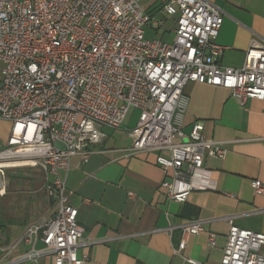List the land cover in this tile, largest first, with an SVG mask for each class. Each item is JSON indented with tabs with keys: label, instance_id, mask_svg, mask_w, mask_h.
Here are the masks:
<instances>
[{
	"label": "built area",
	"instance_id": "built-area-1",
	"mask_svg": "<svg viewBox=\"0 0 264 264\" xmlns=\"http://www.w3.org/2000/svg\"><path fill=\"white\" fill-rule=\"evenodd\" d=\"M143 0H0V119L12 124L0 152V197L5 170L39 167L56 212L26 227L0 247V264H21L49 254L53 264H87L78 257L83 229L77 223L60 172L70 160L88 161L102 128L118 130L130 110L139 113L128 131L130 155L155 152L169 180L160 187L168 199L185 203L210 189L206 157L224 159L221 143L206 139L201 123L183 132L192 82L228 90L240 106L264 100V47L253 40L239 69L218 63L224 49L216 39L221 11L207 0H168L162 17H176L172 43L147 40L144 28L160 29L163 19L147 14ZM254 192L263 186L254 182ZM131 197L132 194H129ZM219 264H264V234L239 229L232 219ZM204 231L195 220L183 234ZM40 242L43 250H35ZM19 245L31 250L11 257ZM214 246V236H210ZM183 244L176 252L180 255ZM188 264H199L184 259Z\"/></svg>",
	"mask_w": 264,
	"mask_h": 264
},
{
	"label": "crops",
	"instance_id": "crops-1",
	"mask_svg": "<svg viewBox=\"0 0 264 264\" xmlns=\"http://www.w3.org/2000/svg\"><path fill=\"white\" fill-rule=\"evenodd\" d=\"M167 1L143 0L142 4L147 14L163 19L160 29L148 26L150 30L174 36L176 17L159 14ZM207 1L223 18L216 39L224 49L218 63L239 69L253 40L264 47V0ZM184 94L188 107L183 132L188 134L195 123H201L204 137L221 143L227 151L224 159H204L210 189L191 193L185 203L168 199L160 185L170 179V173L163 175L156 164L157 153L129 154L127 117L118 130L102 128L103 138L90 145L88 161L73 157L68 171L59 174L84 231L76 254L86 255L87 264H188L184 259L219 264L229 231L227 217L239 229L264 234V100H248L242 107L228 90L192 82ZM11 127L9 121L0 119V152L6 148ZM254 182L261 183L262 194H255ZM5 184L8 190L0 197V247L15 242L27 226L56 212L46 178H5ZM195 220L203 222L204 231L183 234L182 227ZM34 248L43 250L44 246L37 242ZM30 250L19 245L11 257ZM21 264H53V258L44 254Z\"/></svg>",
	"mask_w": 264,
	"mask_h": 264
},
{
	"label": "rangeland",
	"instance_id": "rangeland-1",
	"mask_svg": "<svg viewBox=\"0 0 264 264\" xmlns=\"http://www.w3.org/2000/svg\"><path fill=\"white\" fill-rule=\"evenodd\" d=\"M143 8L145 9L144 3L142 4ZM145 30V38L147 40H163L164 42L171 43L173 40L172 33H165L164 35L159 32L151 31L150 28L147 26L144 28ZM139 113L135 110H130L127 119L125 122V126H129L133 129L138 121ZM110 131V129L105 128V132ZM5 178L8 179H15V178H34V179H42L45 180V173L39 167H20L15 169H8L5 170ZM8 188H6V191Z\"/></svg>",
	"mask_w": 264,
	"mask_h": 264
}]
</instances>
